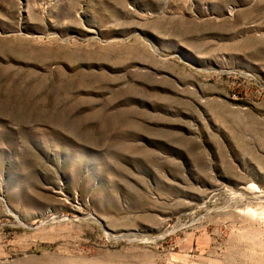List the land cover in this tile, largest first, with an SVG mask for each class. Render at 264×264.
<instances>
[{
  "label": "rangeland",
  "instance_id": "rangeland-1",
  "mask_svg": "<svg viewBox=\"0 0 264 264\" xmlns=\"http://www.w3.org/2000/svg\"><path fill=\"white\" fill-rule=\"evenodd\" d=\"M0 264H264V0H0Z\"/></svg>",
  "mask_w": 264,
  "mask_h": 264
}]
</instances>
